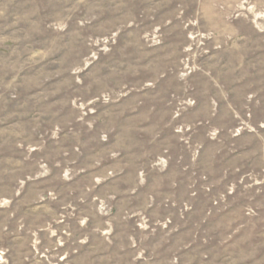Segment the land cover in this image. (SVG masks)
Instances as JSON below:
<instances>
[{
	"label": "rangeland",
	"instance_id": "rangeland-1",
	"mask_svg": "<svg viewBox=\"0 0 264 264\" xmlns=\"http://www.w3.org/2000/svg\"><path fill=\"white\" fill-rule=\"evenodd\" d=\"M0 264H264V0H0Z\"/></svg>",
	"mask_w": 264,
	"mask_h": 264
}]
</instances>
